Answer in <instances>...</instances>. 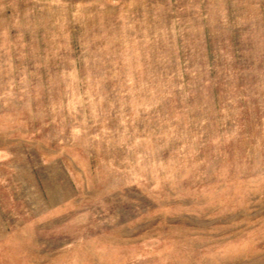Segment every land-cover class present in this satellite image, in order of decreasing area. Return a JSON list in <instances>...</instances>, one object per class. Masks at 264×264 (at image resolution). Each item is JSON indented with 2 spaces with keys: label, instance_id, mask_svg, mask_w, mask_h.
<instances>
[{
  "label": "rangeland",
  "instance_id": "rangeland-1",
  "mask_svg": "<svg viewBox=\"0 0 264 264\" xmlns=\"http://www.w3.org/2000/svg\"><path fill=\"white\" fill-rule=\"evenodd\" d=\"M0 264H264V0H0Z\"/></svg>",
  "mask_w": 264,
  "mask_h": 264
}]
</instances>
